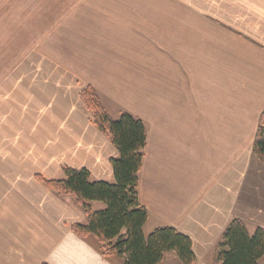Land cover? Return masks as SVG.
Listing matches in <instances>:
<instances>
[{
  "label": "crops",
  "instance_id": "0c3cea01",
  "mask_svg": "<svg viewBox=\"0 0 264 264\" xmlns=\"http://www.w3.org/2000/svg\"><path fill=\"white\" fill-rule=\"evenodd\" d=\"M86 87L110 118L144 123L145 238L173 228L193 264H217L232 219L264 230V0H0V264H115L70 231L85 222L74 200L35 179L114 183Z\"/></svg>",
  "mask_w": 264,
  "mask_h": 264
},
{
  "label": "trees",
  "instance_id": "16d2710c",
  "mask_svg": "<svg viewBox=\"0 0 264 264\" xmlns=\"http://www.w3.org/2000/svg\"><path fill=\"white\" fill-rule=\"evenodd\" d=\"M80 99L92 125L109 139L118 156L109 161L112 184L92 181L84 168L63 167V178L58 180L35 176L57 197L72 198L85 215V222L70 225V231L81 239L94 237L102 256L122 257L124 264H159L169 253L181 264H193L190 239L173 228H156L143 236L147 212L139 203L138 176L146 146L144 123L127 113L116 120L110 118L91 87L81 91ZM252 152L264 165V113L259 117ZM91 203H102L105 208L93 211ZM262 259L264 230L257 228L250 234L242 221L232 219L216 246L217 264H261Z\"/></svg>",
  "mask_w": 264,
  "mask_h": 264
},
{
  "label": "rangeland",
  "instance_id": "374dc122",
  "mask_svg": "<svg viewBox=\"0 0 264 264\" xmlns=\"http://www.w3.org/2000/svg\"><path fill=\"white\" fill-rule=\"evenodd\" d=\"M112 111H110V114L112 115L111 118L114 120L118 119L119 116H116L115 114H113L114 111H113V113H112ZM95 204H97V205L96 206L94 205L93 211H100V210H103L105 208L104 204H102V203H95ZM250 233L252 234L253 232H250ZM172 254H174V253H172ZM113 261L115 264H124V260L121 257H115L113 259ZM261 264H264V259L261 260Z\"/></svg>",
  "mask_w": 264,
  "mask_h": 264
}]
</instances>
